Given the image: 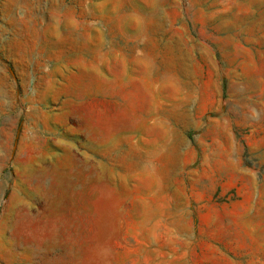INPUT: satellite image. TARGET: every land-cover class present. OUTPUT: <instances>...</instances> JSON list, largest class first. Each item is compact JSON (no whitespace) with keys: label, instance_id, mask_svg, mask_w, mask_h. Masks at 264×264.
Here are the masks:
<instances>
[{"label":"rangeland","instance_id":"obj_1","mask_svg":"<svg viewBox=\"0 0 264 264\" xmlns=\"http://www.w3.org/2000/svg\"><path fill=\"white\" fill-rule=\"evenodd\" d=\"M0 264H264V0H0Z\"/></svg>","mask_w":264,"mask_h":264}]
</instances>
